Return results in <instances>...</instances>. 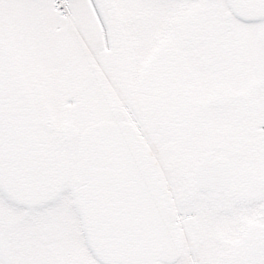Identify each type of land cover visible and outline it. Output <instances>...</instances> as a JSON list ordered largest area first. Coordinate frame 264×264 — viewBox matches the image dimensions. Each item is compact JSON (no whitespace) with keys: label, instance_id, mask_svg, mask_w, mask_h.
Listing matches in <instances>:
<instances>
[{"label":"snow or ice","instance_id":"obj_1","mask_svg":"<svg viewBox=\"0 0 264 264\" xmlns=\"http://www.w3.org/2000/svg\"><path fill=\"white\" fill-rule=\"evenodd\" d=\"M0 264H264V0H0Z\"/></svg>","mask_w":264,"mask_h":264}]
</instances>
